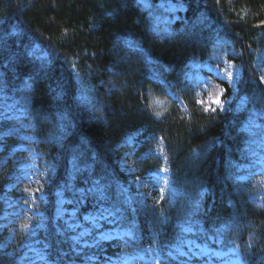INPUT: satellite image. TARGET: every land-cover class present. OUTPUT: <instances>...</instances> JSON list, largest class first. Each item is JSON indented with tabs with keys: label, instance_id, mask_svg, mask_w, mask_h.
I'll return each instance as SVG.
<instances>
[{
	"label": "trees",
	"instance_id": "obj_1",
	"mask_svg": "<svg viewBox=\"0 0 264 264\" xmlns=\"http://www.w3.org/2000/svg\"><path fill=\"white\" fill-rule=\"evenodd\" d=\"M167 2L179 7L173 21H163ZM260 21L264 0H0V264H20L30 248L42 257L35 264L91 255L186 264L188 241L264 264V198L242 180L250 125L264 127ZM208 62L239 68L234 86L217 80L225 103L216 112L199 103L193 78ZM148 93L168 101L160 117ZM7 110L29 126L27 139ZM128 149L139 175L167 169L162 202L138 193ZM25 169L40 215L33 235L18 230L10 241L7 206L22 196L15 178ZM101 208L107 216L87 220Z\"/></svg>",
	"mask_w": 264,
	"mask_h": 264
},
{
	"label": "rangeland",
	"instance_id": "obj_2",
	"mask_svg": "<svg viewBox=\"0 0 264 264\" xmlns=\"http://www.w3.org/2000/svg\"><path fill=\"white\" fill-rule=\"evenodd\" d=\"M159 6L162 7L164 12L169 15L166 16L163 21H168L169 19L173 21L174 19H176L175 14L177 10H179V7L176 6L173 2H167L165 4L159 3ZM158 33H167L166 27L164 26L163 28H159ZM209 63L210 62L203 66H200L204 68L207 73L197 72L193 75V78L197 82V84L201 85L203 88L198 93V100H203L206 107H208L210 104V96L212 98H215L220 94L221 87L217 80L228 82L229 84L234 86L236 76L239 72V68L229 65L227 62H225L221 67H215L213 65H210ZM225 69H228L232 73L231 79L228 77ZM261 72V76H264V66L262 67V65ZM146 96L147 97L144 100L145 104L152 110L155 116L160 117L164 112L168 101L154 96L150 93H148ZM222 97L223 95L220 98L222 99ZM181 106L183 107L182 103ZM211 106L218 107L214 104H212ZM4 107L5 105L2 106V108ZM5 113L7 114L6 118L9 119L10 124H12L13 131L19 133V138L27 139L28 136L24 131H27L29 126L20 121V114L12 112L11 110H7ZM250 127V132L253 138L250 141L249 145L250 162L246 166V169L242 175V180L252 183L256 188L260 190L259 198H264V127L259 128L256 123H253L252 125H250ZM6 133L7 132L1 133L0 137H2ZM123 164L127 172H130L133 175L135 174L137 190L143 199L151 203H160L165 199L169 190L167 174H165L164 172L157 173L155 174V178L152 181L146 179L144 175H139L140 157L135 154V151L133 149H128L124 153ZM29 175L31 176V172L25 169L23 174L19 173L15 178L18 190L19 192H22V196L15 201H12V199H10L9 205L7 206L8 211L6 213L8 215H11L10 221L6 223V225H10V241L15 236V233L18 230H22L23 232L31 235L33 229V220L31 218V215H39V213L33 210L32 207L35 196V189H33V184L36 183H34L33 180L29 178ZM258 201L259 203H261V200ZM64 213V199L61 194H59L56 216L61 217L64 215ZM84 234L85 230L80 232L81 237H83ZM109 235V233L105 235L102 234L100 235V238H104ZM84 244H86V241ZM33 256H36L35 250H33V254L27 253L24 257L29 258V264H32L40 259V257L38 258V256L32 259ZM181 257L183 258V261L188 262H192L193 259H196L198 260V263L196 264H242V262L234 256L227 257L224 254L210 253V251L203 246L192 247L187 252H183ZM133 261L134 258L126 257L114 262H98L97 258L91 255L90 261L86 264H133Z\"/></svg>",
	"mask_w": 264,
	"mask_h": 264
},
{
	"label": "snow or ice",
	"instance_id": "obj_3",
	"mask_svg": "<svg viewBox=\"0 0 264 264\" xmlns=\"http://www.w3.org/2000/svg\"><path fill=\"white\" fill-rule=\"evenodd\" d=\"M257 26L258 27H264V21H260L259 25H257ZM225 72H227L228 77L231 79L232 73L228 69H225ZM260 82L264 83V76L260 77ZM224 91L225 90L222 88V89H220V94L217 95L215 98H212L211 96L209 97L210 104H209L208 107L205 108V111L216 112L217 111V107H212L211 106L212 104L218 106L221 110L223 109V105H224L225 102L220 97L223 95ZM199 103H201L203 105L204 101L201 100V101H199ZM164 171H167V169H164Z\"/></svg>",
	"mask_w": 264,
	"mask_h": 264
}]
</instances>
